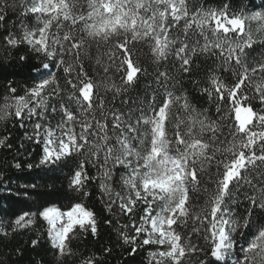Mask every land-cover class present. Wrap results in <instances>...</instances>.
<instances>
[{
	"label": "snow or ice",
	"instance_id": "1",
	"mask_svg": "<svg viewBox=\"0 0 264 264\" xmlns=\"http://www.w3.org/2000/svg\"><path fill=\"white\" fill-rule=\"evenodd\" d=\"M0 149L30 264H264V0H0Z\"/></svg>",
	"mask_w": 264,
	"mask_h": 264
},
{
	"label": "trees",
	"instance_id": "2",
	"mask_svg": "<svg viewBox=\"0 0 264 264\" xmlns=\"http://www.w3.org/2000/svg\"><path fill=\"white\" fill-rule=\"evenodd\" d=\"M261 0H255L256 4H260ZM9 72H21L22 70L16 66L8 70ZM20 79L21 77H14ZM22 135V130H13V137H19ZM13 155H16L15 149L9 151L7 149H0V172H3L5 177H10V187L13 190L11 193L4 191L0 188V215L7 212L11 214L14 211L19 210V206L14 203L17 199L14 190L20 184L28 182L29 180H38V170H32L29 174V170L18 172L16 169L9 167L12 161ZM34 159V158H33ZM28 160V157H25ZM42 182V181H40ZM99 211V209H97ZM4 219H8V216H4ZM100 224V237L98 242L93 237L89 236L86 240L80 242V249L84 251L85 255L91 252L99 254L101 246L107 245L113 248V253L107 258V264H140L144 258V252L141 250L136 254L135 260L132 261L126 253H123L121 249L116 246L114 238H110L109 229L107 225ZM35 229H31L23 235L10 236L8 238H0V262L2 264H30L31 260L39 261L44 255L43 248H37L32 250L30 240L35 238ZM22 256H21V251Z\"/></svg>",
	"mask_w": 264,
	"mask_h": 264
}]
</instances>
